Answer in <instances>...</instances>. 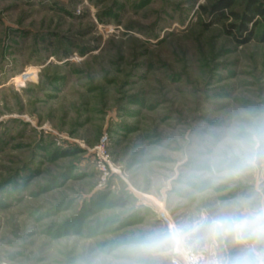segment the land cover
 Returning a JSON list of instances; mask_svg holds the SVG:
<instances>
[{
  "label": "rangeland",
  "instance_id": "374dc122",
  "mask_svg": "<svg viewBox=\"0 0 264 264\" xmlns=\"http://www.w3.org/2000/svg\"><path fill=\"white\" fill-rule=\"evenodd\" d=\"M218 1L0 0V264H81L260 179L172 195L196 127L264 106V0Z\"/></svg>",
  "mask_w": 264,
  "mask_h": 264
},
{
  "label": "clouds",
  "instance_id": "9594fccd",
  "mask_svg": "<svg viewBox=\"0 0 264 264\" xmlns=\"http://www.w3.org/2000/svg\"><path fill=\"white\" fill-rule=\"evenodd\" d=\"M181 165L171 178L173 196L260 179L188 218L113 240L81 264H264V106L237 107L196 127Z\"/></svg>",
  "mask_w": 264,
  "mask_h": 264
},
{
  "label": "trees",
  "instance_id": "16d2710c",
  "mask_svg": "<svg viewBox=\"0 0 264 264\" xmlns=\"http://www.w3.org/2000/svg\"><path fill=\"white\" fill-rule=\"evenodd\" d=\"M231 4H232L231 0H219L215 5H213V7L209 11V13L212 14V17L215 18V21H219V20H221V18H223L225 16L224 15L225 8L230 7ZM247 9L249 11H251L252 13H258V15L263 13L261 6H259V4L258 5L255 4V0H251L248 3ZM243 17H244L246 24H247L253 20L254 16L246 13ZM232 26H234V25H232ZM245 26H244V29L246 28ZM248 33H249V35L246 37L245 42H247L251 39V36H250L251 32H248Z\"/></svg>",
  "mask_w": 264,
  "mask_h": 264
},
{
  "label": "built area",
  "instance_id": "2783aa9c",
  "mask_svg": "<svg viewBox=\"0 0 264 264\" xmlns=\"http://www.w3.org/2000/svg\"><path fill=\"white\" fill-rule=\"evenodd\" d=\"M205 255H207V254H205ZM172 259V258H171ZM177 259H179V257H177ZM170 263H171V260H170Z\"/></svg>",
  "mask_w": 264,
  "mask_h": 264
}]
</instances>
